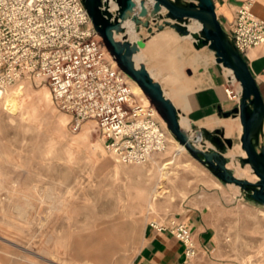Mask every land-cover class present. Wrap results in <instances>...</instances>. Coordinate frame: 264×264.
<instances>
[{"label":"rangeland","instance_id":"374dc122","mask_svg":"<svg viewBox=\"0 0 264 264\" xmlns=\"http://www.w3.org/2000/svg\"><path fill=\"white\" fill-rule=\"evenodd\" d=\"M189 45V60L211 52ZM175 51L167 56L171 61ZM146 57L150 68L163 55L147 51ZM238 123L224 127L234 141L225 152L228 167L238 177L256 178L241 163ZM172 135L147 163L124 164L105 148L95 122L73 130L44 81L10 85L0 99V264H134L148 224L197 208L211 212L217 241L215 251L197 255V264H264V205L224 183L188 149L180 151ZM195 136L198 147L216 149L204 135Z\"/></svg>","mask_w":264,"mask_h":264},{"label":"built area","instance_id":"2783aa9c","mask_svg":"<svg viewBox=\"0 0 264 264\" xmlns=\"http://www.w3.org/2000/svg\"><path fill=\"white\" fill-rule=\"evenodd\" d=\"M224 29L243 56L264 43V20L248 4ZM28 78L49 85L74 131L95 122L118 162L145 164L168 147L166 122L151 101L133 91L131 78L96 31L83 0H0V91ZM225 92L239 104L238 82L229 77ZM150 226L184 244L181 264H197L196 241L185 220L172 216Z\"/></svg>","mask_w":264,"mask_h":264},{"label":"water","instance_id":"95a60500","mask_svg":"<svg viewBox=\"0 0 264 264\" xmlns=\"http://www.w3.org/2000/svg\"><path fill=\"white\" fill-rule=\"evenodd\" d=\"M116 4L111 10V2ZM149 2V5L147 3ZM92 23L103 38L109 52L120 68L136 81L150 101L157 107L170 132L190 151V153L206 165L224 183L236 184L249 193L250 197L264 205V98L260 87L245 57L230 40L222 26L213 0H83ZM166 11L165 14L163 12ZM145 16V19L142 17ZM162 30L166 25L176 29L180 36H191L196 49L208 47L214 52L218 63L231 68L243 93L239 104L228 111L220 108L221 115L229 118H240L243 134L240 137L246 156L241 163L250 164L253 172L259 177L250 181L237 177L228 167L225 152L233 147V139L226 136L224 129L202 130L201 133L211 141L216 149L208 150L195 145L180 124L178 111L174 103L166 97L161 84L154 80L144 63L136 65L134 56L139 52L142 42L129 39L126 22L131 21L135 27L150 29L151 21ZM198 20L202 23L200 31H191L188 23ZM123 34L121 39L116 34Z\"/></svg>","mask_w":264,"mask_h":264},{"label":"crops","instance_id":"0c3cea01","mask_svg":"<svg viewBox=\"0 0 264 264\" xmlns=\"http://www.w3.org/2000/svg\"><path fill=\"white\" fill-rule=\"evenodd\" d=\"M213 1L218 18L225 28L229 27L235 20L239 8L247 4L250 5L257 17L264 20V0ZM112 4L114 3L111 2V10L114 11L116 5L113 7ZM147 5H149V2ZM165 13L166 11L163 12V14ZM142 19H145V16ZM161 23H164V20H158L157 23L151 21L152 33H150V29L143 26H139L134 30L133 25L127 29V32L131 41L143 43L139 52L135 54V62L137 64L144 63L148 71L152 76L154 73L156 78H158V75L155 71L159 73L160 79L158 82L166 93V97L174 103L179 119L183 118L186 121L183 130L195 136L201 135V131L205 129L210 131L215 129L225 130L224 127L229 124L231 126L236 125V128L237 125L239 127L238 119L223 117L220 111V108L223 111H228L236 105L235 102L228 100L225 92L229 78L227 69L217 62L212 51L205 58L195 55L192 60L187 59L185 55L190 53L189 44L192 42L182 39V36L171 26L166 25L164 29H158L157 25ZM118 35H120L117 36L118 39L123 36L122 33ZM169 38L174 42L170 43L167 40ZM176 39H179L182 45L175 44ZM173 47L176 48V58L171 61L168 54H170ZM146 50L150 53L162 54L163 58L157 64L152 61V67L149 68ZM139 55L143 56L142 60L138 59ZM244 57L264 98V43L250 49ZM172 62H174V65H171ZM169 69H173L175 72L169 74L162 72ZM184 69L188 71L187 74H184ZM172 74L175 78H171ZM231 119L232 121H230ZM262 135V141H264V128ZM181 218L192 229L198 255L207 256L217 249L216 229L209 209H192L184 212ZM183 260L184 244L179 239L168 231H158L150 224L146 226L143 244L136 253L134 264H181Z\"/></svg>","mask_w":264,"mask_h":264},{"label":"bare ground","instance_id":"6f19581e","mask_svg":"<svg viewBox=\"0 0 264 264\" xmlns=\"http://www.w3.org/2000/svg\"><path fill=\"white\" fill-rule=\"evenodd\" d=\"M137 2H138V0H136ZM113 2V1H112ZM114 3V2H113ZM115 3L114 4H112V6L113 7H115ZM113 9V8H112ZM131 25H133L134 27H133V29L134 30H136V27H135V25H134V23H132L131 21H128V22H126V27H127V29L128 28H130V26ZM188 26H189V28H190V30L191 31H194V32H196V31H200L201 30V28H202V23L200 22V21H198V20H192V21H190L189 23H188ZM117 36H120V35H118V34H116V37ZM182 39H184V40H188V41H190V42H193V39H192V37L191 36H185V37H182ZM213 52V51H212ZM214 53V52H213ZM143 56H141V55H139L138 56V59H140V60H142L143 58H142ZM134 59H135V56H134ZM136 59H137V57H136ZM136 65L137 66H139L140 65V63L139 64H137L136 63ZM226 69H227V71H228V75H229V77L232 79V80H234V81H236V82H238L239 84H240V86H241V88H242V85H241V82L240 81H238L237 80V78H236V76H235V73H234V71L231 69V68H228V67H225ZM151 74V73H150ZM151 76H152V74H151ZM155 75H154V73H153V78H154V80H156V81H158V79L156 78V77H154ZM132 83L134 84V88H135V90L141 95V96H143L147 101H150V99H149V97H148V95L144 92V90L140 87V85L136 82V81H134V80H130V84H131V87H132ZM133 89V88H132ZM6 91V90H5ZM5 91H0V99L2 98V96L5 94ZM133 91H134V89H133ZM20 89L19 88H16L12 93H11V97H12V99L13 100H9V108L10 109H12L13 111H15L16 109H17V98H19L18 96L20 95ZM135 92V91H134ZM136 93V92H135ZM165 93V92H164ZM242 93H243V88H242ZM165 95H166V93H165ZM167 96V95H166ZM241 101V100H240ZM236 119H239V121H240V118L239 117H237ZM185 120H183V118H181L180 119V124H181V126H182V128H183V126L185 125ZM240 124H241V121H240ZM167 125V124H166ZM187 125V124H186ZM241 129H242V133H241V135L243 134V126H242V124H241ZM170 136L172 135V134H169ZM201 135H202V133H201ZM173 136V135H172ZM190 137V139L192 140V142L193 143H195L196 144V146H198L199 145V137H197V136H189ZM202 137H203V135H202ZM178 142V146H179V150L180 151H185L186 150V147L184 146V145H182L179 141H177ZM242 146V145H241ZM242 148V147H241ZM242 150L244 151V152H241V155L242 156H246V152H245V150L242 148ZM235 155H236V153H231L230 154V157H235ZM151 159H153V157L151 158ZM247 166H249L251 169H252V167H251V165L250 164H246ZM245 165V166H246ZM246 166V167H247ZM253 171V170H252ZM241 174H246L247 176L248 175H250V170H248V169H243L241 172H240ZM235 175H236V173H235ZM254 175H255V177L256 178H252L251 176H248V180H250V181H257L258 179H259V177L254 173ZM237 176V175H236ZM238 177V176H237ZM247 179V178H246Z\"/></svg>","mask_w":264,"mask_h":264}]
</instances>
